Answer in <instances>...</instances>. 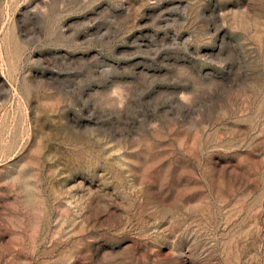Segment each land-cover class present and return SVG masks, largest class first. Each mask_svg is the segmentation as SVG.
<instances>
[{
  "label": "rangeland",
  "instance_id": "1",
  "mask_svg": "<svg viewBox=\"0 0 264 264\" xmlns=\"http://www.w3.org/2000/svg\"><path fill=\"white\" fill-rule=\"evenodd\" d=\"M0 264H264V0H0Z\"/></svg>",
  "mask_w": 264,
  "mask_h": 264
}]
</instances>
